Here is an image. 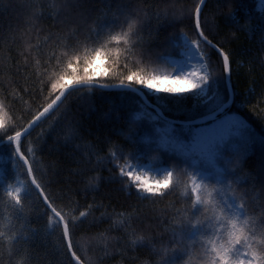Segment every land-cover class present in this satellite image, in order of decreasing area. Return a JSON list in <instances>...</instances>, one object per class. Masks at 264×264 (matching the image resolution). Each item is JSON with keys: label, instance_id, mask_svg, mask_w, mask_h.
I'll use <instances>...</instances> for the list:
<instances>
[{"label": "snow or ice", "instance_id": "obj_1", "mask_svg": "<svg viewBox=\"0 0 264 264\" xmlns=\"http://www.w3.org/2000/svg\"><path fill=\"white\" fill-rule=\"evenodd\" d=\"M243 7L0 0V264H264V134L232 84L264 74V3ZM257 32L256 58L228 46Z\"/></svg>", "mask_w": 264, "mask_h": 264}, {"label": "trees", "instance_id": "obj_2", "mask_svg": "<svg viewBox=\"0 0 264 264\" xmlns=\"http://www.w3.org/2000/svg\"><path fill=\"white\" fill-rule=\"evenodd\" d=\"M181 2L191 3V0H181ZM238 3L240 5V11L242 13L244 12L243 6L245 4L253 5V10L256 11L258 14L261 11L257 6L258 3L257 0H238ZM45 23L48 22L45 21ZM181 27L185 28V31H188L189 35H192V32L187 27H185L184 25H181ZM225 34H227V29H225L224 32L222 33V35ZM164 35H167V33H164ZM237 36L239 38L237 40L230 41L228 46L236 50V55L240 59L248 60L251 58H256L260 53L259 33L257 32L252 36H248L244 33H237ZM103 58L105 59L104 69L101 72L105 71L108 65L107 58L106 57ZM213 59L216 61V67L218 68L219 60L216 58L215 55L213 56ZM247 69H248V64H245L244 68L242 69V72L247 73ZM232 84L235 86V92L237 94H241V98H243L242 94L245 92L246 89H248L250 86L253 88V95L249 97L248 107H244L239 103H237L236 107L240 108L243 115L246 116L251 121L253 129L257 136L264 134V121L258 119L257 116V113H259L260 115H264V95H261V91L262 89H264V74H262L261 70L258 67L254 71L253 76L251 78L248 75L236 76L234 74L232 77ZM9 103H11V101H9ZM39 103H43V101H39ZM123 103H124L123 98L120 97L115 92L97 93L96 107L98 113L108 112L110 108L121 105ZM15 106L18 110L21 107H23L24 112L21 114L28 115V109L32 108L33 110H35L37 104L34 103L28 95H24L23 99L21 101H17ZM252 108H255V111H252L251 110ZM47 123L48 122H45L43 125H41V127L46 128ZM39 131L40 129H36V131L33 132V137H35V135ZM258 158H259V148L257 147V149L255 150L252 156V162L255 163L258 160ZM0 166L3 167L8 166L7 152L2 146H0ZM111 191H112V187H105L98 195H103L104 193ZM89 202L91 201L89 200ZM113 203H115V201H113ZM161 207H163V205H161ZM99 214H100L99 212L96 213L97 216ZM90 255H96V253H90ZM103 264H116V262L114 260H105L103 261Z\"/></svg>", "mask_w": 264, "mask_h": 264}, {"label": "rangeland", "instance_id": "obj_3", "mask_svg": "<svg viewBox=\"0 0 264 264\" xmlns=\"http://www.w3.org/2000/svg\"><path fill=\"white\" fill-rule=\"evenodd\" d=\"M257 2H258L257 6L259 10H261V6H262V3H264V0H257ZM104 61L105 59L103 57H101L100 59L96 61V71L97 72H101L104 69Z\"/></svg>", "mask_w": 264, "mask_h": 264}]
</instances>
